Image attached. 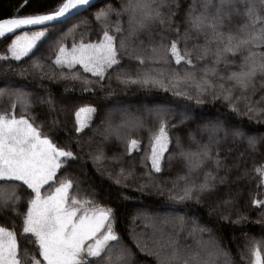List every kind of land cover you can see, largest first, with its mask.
Listing matches in <instances>:
<instances>
[{
  "label": "snow or ice",
  "instance_id": "1",
  "mask_svg": "<svg viewBox=\"0 0 264 264\" xmlns=\"http://www.w3.org/2000/svg\"><path fill=\"white\" fill-rule=\"evenodd\" d=\"M26 6L32 11L21 14ZM93 8L92 19H85L84 13ZM180 9V0H122L118 8L110 0H104L103 6L95 0H21L14 15L0 19V40L11 37L0 61L19 62L30 54L35 56L38 45L55 32L53 63L58 72L44 71L42 58L34 59L31 67L41 78L78 81L82 92L95 96L89 85H99L102 90L107 80L110 87L115 74L125 87L158 89L183 101L178 105L180 119L176 123L168 119L176 110L169 104H157L146 107L141 115L122 110L121 120L115 124V110L109 109L100 115L96 128L92 123L98 107L96 101H87L68 113L74 116L77 135L60 141L55 136L59 119L30 113V92L23 86H0V99L7 97L11 102L0 109V217L13 225L19 218L21 224L18 239L15 227L0 223V264H142L133 247L154 258V264H237L213 229L200 224L195 216L176 213L156 217L137 212L131 217L133 226L123 234L118 231L117 211L96 199L99 190L88 182L84 158L86 155L92 161L101 176L104 161L120 165L115 177L107 173L108 179L128 188L136 174L135 163L126 169L123 157L140 153L141 141L131 135L136 131L148 133L147 145L140 153L145 170L141 175L147 182L140 183L138 191L167 194L177 205L210 200V209H221L220 219L233 224L249 222L239 211L248 192L251 204L262 210L261 218L252 222L264 227V199L256 198L264 195L259 191L264 189V134H249L226 118L197 122L196 130L187 132L188 147L179 136L173 142L169 134L170 129L194 119L193 105L188 102L202 105L206 99L224 102L237 115L264 123V0H190L182 14ZM81 27L86 31L79 33L77 42L75 35ZM92 32L97 39L86 40ZM70 35L73 42L69 48L63 40ZM193 56L204 63L194 62ZM133 62L134 70L129 67ZM8 71L27 75V69H13L11 64L5 69ZM81 71L94 80L82 77ZM73 90L65 88V92ZM258 92L260 96L254 100ZM15 101L23 106L19 115ZM37 102L46 105L47 113L57 112L50 92L38 96ZM197 133L206 139H198ZM96 136L101 141H96ZM113 139L122 151L113 149L108 156L104 145ZM173 143L178 151L169 150ZM166 153L169 167L174 159H180L186 169L170 186L157 178L164 171ZM74 165L79 175L74 174ZM194 173H202V178L194 179ZM252 181H258L255 193L249 188ZM234 209L236 219L232 220ZM141 217L145 226L152 228L150 233L136 231L135 220ZM181 233L184 241L191 238L192 243H182ZM204 233H208L207 239ZM243 236L244 248L238 246L240 261L264 264V234L259 239L247 232Z\"/></svg>",
  "mask_w": 264,
  "mask_h": 264
},
{
  "label": "trees",
  "instance_id": "2",
  "mask_svg": "<svg viewBox=\"0 0 264 264\" xmlns=\"http://www.w3.org/2000/svg\"><path fill=\"white\" fill-rule=\"evenodd\" d=\"M111 5L113 7H119L122 3V0H110ZM21 3V0H0V19L10 17L15 14L16 8ZM98 5L103 6L104 0H98L96 2ZM190 0H180V14L183 13L184 8L187 7ZM32 9L26 6L21 10V14H28ZM96 11L95 8L90 9L88 12L84 13V18L91 20L92 13ZM80 17H77L76 20H80ZM92 27L95 28V23L93 22ZM86 31L85 27H81L77 29L75 39L77 42L80 40V32ZM57 36V33L53 32L49 34V38L43 44L38 45V50H34L36 53L35 56L30 54L29 57L22 58L21 61H8L3 62L0 61V86H4L6 83L10 84L13 87L23 86V90L30 92L32 94V108L29 110L31 114L42 116L47 114L49 120L53 118H57L60 121V126L55 136L60 141H67L69 136L77 135L73 129V120L74 116L69 115L68 113L74 109L75 107L81 106L84 102L87 101H96V106L98 107V115L93 117L92 127L96 128L100 125V115H103L104 112H107L109 109H114L113 112V123H119L121 120V112L122 110H127L133 114L141 115L144 114V110L146 107H153L157 104H169L176 110L175 115L170 116L169 122L176 123L179 119V107L178 105L182 104L183 101L173 97L171 93L164 92L158 89H144L140 88L136 85H132L129 87H125L124 85L118 83L115 79V74H113V79L110 82L105 80L104 88L101 90L99 85L92 84L89 85L90 88L96 93L93 96L91 93L82 92V85L78 81L73 80H64L60 79L59 76L55 78H49L47 75L41 78V73L32 69L31 61L37 58H42L44 71H57L58 69L54 65L55 60V47L52 44V37ZM86 40L97 39L95 32H92L87 37ZM141 39H144L141 36ZM11 38L5 39L0 42V55L7 54V47ZM73 42L72 36H68L63 40V43L67 47H71ZM202 42V39L201 41ZM191 47V42L189 44ZM194 62L203 64L202 61H196V57H192ZM128 63V62H126ZM8 64L12 65L13 69L19 70L21 67L27 69V75L24 77L18 76L14 71L5 72V69L8 67ZM129 67L133 70L135 69V63H130ZM79 70V66L77 69ZM67 72V69H64ZM199 75V73H198ZM81 76H86L88 79H93L89 73H83L81 71ZM68 87L70 89H74L73 91L65 92V88ZM259 87V85H258ZM50 92L52 96L55 98L57 112L55 114L47 113L46 105H40L37 102L38 96H43L46 93ZM111 92V96H105V93ZM260 93L258 92L253 99H258ZM11 102L7 97L0 99V109L6 108L9 106ZM16 103V113L17 115L21 114L23 111V106L20 102L15 101ZM193 105V117L192 121H189L186 125H180L177 128H172L169 131L170 136L175 141V138L179 136L181 141L185 147L189 146V141L187 137V132L189 129L195 131L196 124L205 123L209 120H217V119H225L229 124L239 125L243 129L249 132V134L262 135L264 134V123H257L255 121H250L247 115L241 114L237 115L234 113L226 103L221 102L219 100L215 102H211L209 99L205 100V103L202 105H195V102H188ZM241 110L243 109V105H240ZM63 108L65 111H60ZM23 114L28 115L29 112H23ZM39 122V120L37 121ZM149 126H152L151 119H148ZM227 126V125H226ZM44 130H48L47 127ZM85 132L91 135L88 129H85ZM52 135V133H49ZM132 138L140 139L141 148L140 153H143L145 147L147 145L148 133L146 131H136L133 132ZM198 139H206L205 137H200L199 133H197ZM101 137L96 136V141H101ZM97 145H93V149L96 148ZM195 147V145H192ZM106 154L111 156L113 154V149L116 151H122V146L118 141L114 139L110 143H106L104 145ZM75 151V148H73ZM170 151H178L174 148V143L169 145ZM87 151V149H85ZM140 153L133 152L131 156L123 157V166L127 169L131 166V164L135 163V172L136 174L128 181L129 187L123 188L121 186L115 185L113 180L108 179L107 173H111L113 177H115L117 169L120 165L114 164L110 161H104L103 166L101 167V172L104 173L103 176L98 174L93 165L92 161L88 159L85 155V161L87 165V175L90 178L89 184L94 185L99 190V195L96 197L102 204H108L116 209L118 214L117 224L118 231L122 234L125 233L126 229L131 228L133 226V222L131 217L135 215L137 212H146L150 215L156 217H162L170 214H186L188 216H195L199 223L202 225H206L209 228L213 229V234L216 239L220 242L221 246L229 250L236 260L237 264H248V261L244 262L240 261L238 255V246L243 249L245 244V238L243 236L244 232H247L250 236H255L258 239L264 234V227L260 224L253 223L257 219H260L261 209L251 204V197L248 192L245 193V201L239 207V211L242 214H245L249 217L248 223L241 224H233L230 221H225L220 219L221 209H210L211 201L205 199L202 203L197 204L195 201H187L184 205L173 204L168 200L167 194L160 195L154 191L146 189L141 192L138 191V185L142 182H147V178L142 176L141 174L145 171L143 167L140 165ZM223 155V152H221ZM166 160L163 164L164 171L161 174H157V178L160 182L168 181L170 186L171 180L174 179L178 174H183L186 169L184 168L183 161L180 159H174L171 162V167L168 166L167 163V153L165 154ZM134 158V160H133ZM74 174L79 175L78 166H73ZM60 174L58 173V176ZM193 178H202V173H194ZM258 181H252L249 185L250 191L252 193L257 192L256 184ZM224 186H221V191H223ZM264 192V189L259 190ZM21 195H25L24 190H20ZM122 197H126L124 199ZM258 199H264V195L256 196ZM21 209L24 208V202L21 203ZM212 211V219H209V211ZM10 215V213H9ZM231 219H236V210L234 209L231 214ZM0 223L5 226L15 227L18 233L21 229L20 219L16 218V222L13 225L10 220H6L3 217H0ZM136 231H144L150 233L152 231L151 227H146L143 222V217L135 220ZM184 233H181V242L192 243L191 238H188L187 241H184ZM204 238H208V233H204ZM126 240L131 246V241L128 240L126 236ZM133 251L137 253V259L142 262V264H154V258L147 256L146 254H140L139 251L133 247Z\"/></svg>",
  "mask_w": 264,
  "mask_h": 264
},
{
  "label": "water",
  "instance_id": "3",
  "mask_svg": "<svg viewBox=\"0 0 264 264\" xmlns=\"http://www.w3.org/2000/svg\"><path fill=\"white\" fill-rule=\"evenodd\" d=\"M98 0H95V2H97ZM90 10V9H89ZM8 38H11V37H6V38H3L2 40H0V42L1 41H3V40H5V39H8Z\"/></svg>",
  "mask_w": 264,
  "mask_h": 264
},
{
  "label": "rangeland",
  "instance_id": "4",
  "mask_svg": "<svg viewBox=\"0 0 264 264\" xmlns=\"http://www.w3.org/2000/svg\"><path fill=\"white\" fill-rule=\"evenodd\" d=\"M11 43V41L9 42V44Z\"/></svg>",
  "mask_w": 264,
  "mask_h": 264
}]
</instances>
